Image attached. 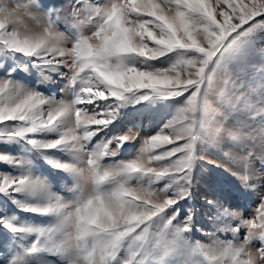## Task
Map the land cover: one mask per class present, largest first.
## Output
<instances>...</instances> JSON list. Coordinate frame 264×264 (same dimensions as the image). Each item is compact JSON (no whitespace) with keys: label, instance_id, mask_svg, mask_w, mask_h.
Masks as SVG:
<instances>
[{"label":"snow or ice","instance_id":"1","mask_svg":"<svg viewBox=\"0 0 264 264\" xmlns=\"http://www.w3.org/2000/svg\"><path fill=\"white\" fill-rule=\"evenodd\" d=\"M67 8L0 0V264H264V184L248 171L264 150L200 155L264 144V67L248 63L264 0ZM225 173L239 201L256 197L249 218L225 203Z\"/></svg>","mask_w":264,"mask_h":264},{"label":"rangeland","instance_id":"2","mask_svg":"<svg viewBox=\"0 0 264 264\" xmlns=\"http://www.w3.org/2000/svg\"><path fill=\"white\" fill-rule=\"evenodd\" d=\"M43 2L47 3V2H49V0H43ZM52 2H55L57 4V6H63L65 8V10L70 11V9L67 8V5L69 3L74 4L77 2V0H52ZM33 12H37V9H33ZM259 34L260 33L258 31L255 34V40H256L255 49H256V51H254V53L249 57V61H248L249 65H255L256 68L264 67V57H262L260 52H259L260 49L264 48V45H262V41L260 44H258L260 42V40L263 39V37H260ZM249 74L251 75V69L249 71ZM61 89H66V81H56L54 84H52L50 86V91L55 92L57 94V98H59L60 95L63 94L61 92ZM134 122H135L134 118L130 114L129 117L123 121L121 127L126 128L127 126H130ZM144 123L147 124V121H144ZM253 126L255 127V124H253ZM138 146H139V141H137L133 144L127 145L125 147V154H130ZM246 149H252L257 154H259L262 150H264V144H261L259 139L255 140L254 142L248 143L247 145H243V146L239 145V144H233V143L225 142L223 149L217 150L214 148L209 149V148L205 147V149L203 151H201L200 155L206 156L207 159H213V160H217V161L223 162L225 164H228L229 162L225 160V158L223 156V152L227 151V152H230L231 154H243V151ZM229 166L232 167L234 171L239 170L234 165L229 164ZM0 167H2V166H0ZM42 171L49 174L50 176H52L53 182L56 184L57 188H60L63 186L60 182V179L56 175L51 173L47 167H44L42 169ZM248 171H249V175L252 177V183L264 184V166H262L259 161L253 160V163H252V165ZM225 177H226L227 183L225 185V190L222 193V195L225 197V203H230L234 209L238 210L241 213L242 217L249 218L253 214V209H254L255 204L257 202L256 197L250 196L248 198V200H246V201H243V202L239 201L234 196L233 193H231L227 190L228 184L238 185L239 181L235 177L227 175V173H225ZM204 191H205V189H204L203 185H197L193 189L194 199L191 203L197 209V217H196L197 227L202 230V231H194L192 233L193 239L204 240L205 237L203 235V232L214 230V226L210 223V221L208 219V214H210V213L206 214L205 205L203 204V201L201 200V196L204 194ZM183 207H186V205H182V208ZM21 215L25 216L27 214L21 213ZM180 219L181 220L183 219V215L180 216ZM245 233H246V230H241V232L239 234L240 237L242 238L243 235H245ZM220 235H221L222 239L231 238L230 233L227 235H225V234H220ZM256 246L258 247L259 245L257 244Z\"/></svg>","mask_w":264,"mask_h":264},{"label":"trees","instance_id":"3","mask_svg":"<svg viewBox=\"0 0 264 264\" xmlns=\"http://www.w3.org/2000/svg\"><path fill=\"white\" fill-rule=\"evenodd\" d=\"M258 32L260 33L259 36H260V37H263V39H261L260 42H259L258 44H260L261 41H262V45H264V31H258Z\"/></svg>","mask_w":264,"mask_h":264}]
</instances>
